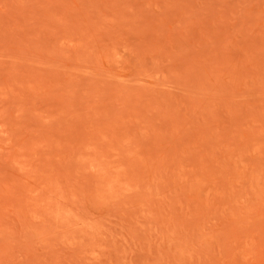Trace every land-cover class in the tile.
Returning a JSON list of instances; mask_svg holds the SVG:
<instances>
[{
	"label": "rangeland",
	"instance_id": "374dc122",
	"mask_svg": "<svg viewBox=\"0 0 264 264\" xmlns=\"http://www.w3.org/2000/svg\"><path fill=\"white\" fill-rule=\"evenodd\" d=\"M0 264H264V0H0Z\"/></svg>",
	"mask_w": 264,
	"mask_h": 264
}]
</instances>
